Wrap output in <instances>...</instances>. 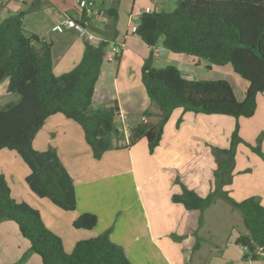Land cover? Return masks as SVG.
<instances>
[{"label": "crops", "instance_id": "1", "mask_svg": "<svg viewBox=\"0 0 264 264\" xmlns=\"http://www.w3.org/2000/svg\"><path fill=\"white\" fill-rule=\"evenodd\" d=\"M31 1L0 0V22L26 10ZM91 1L93 7L87 6V0H44L40 9L25 14L23 27L28 34L51 43L52 72L56 77L70 72L79 63L87 35L106 41L112 38L115 30V38L107 51L111 46H118L120 52L113 62L102 64L92 108L104 110L117 104L128 132L117 131L112 136L115 149L96 160L80 126L62 115L49 117L34 137L32 146L40 152L48 149L56 151L73 181L76 209L66 214L49 200L35 197L22 183L29 172L16 156L18 170H10L12 184L8 181V173L0 170L10 188L11 197L40 212L45 226L62 239L66 253H70L80 240L109 232L110 241L124 250L131 264H264V255L257 261H250L246 259L247 250L234 243L238 235L246 232L234 230L235 210L227 202L221 200L229 207H225L226 214L217 218L218 215H208V211L218 204L225 206L219 203L220 199L202 211H186L181 204L173 201V196L181 193V185L202 198L212 192L217 168L212 149L229 147L236 124L242 140L253 146L247 138L246 129L256 126L254 141L264 133V126L257 125L264 95L256 98L255 115L250 119L239 118L238 121L228 116L195 114L177 108L164 126L160 143L152 154L148 152L147 155V142L143 138L128 147L130 131L142 120V114L151 109L156 115L140 79L142 65L151 49L134 36L135 27L142 13L169 12L179 0ZM107 9L117 10L115 29L112 20L103 16ZM83 10L87 12L88 20L82 26L79 21ZM89 11L92 12L88 14ZM68 20L78 23L84 34L78 29L63 26ZM57 25L62 26L61 32L54 30ZM156 49L154 66L161 63L173 65L185 79L210 80L199 78L197 70L206 69L208 73L215 70L212 65L208 68L205 60L164 50L161 41ZM6 86L7 81L0 84V99L4 101L1 106L18 99L6 93ZM235 97L238 101L243 99L236 94ZM260 119L262 121L264 117L260 116ZM148 120L154 122L156 117L146 118L145 121ZM3 151L0 152V159L6 161L11 158V153ZM252 159L255 160L254 157ZM243 169L244 175L250 174L254 181L241 190V171L236 172L232 183L225 188L229 197L235 202L256 197L264 205V162ZM41 209L48 215L47 220ZM84 213L97 217V225L91 232L72 227L77 216ZM240 222L235 226L240 227L242 219ZM0 264H42L12 221L0 223Z\"/></svg>", "mask_w": 264, "mask_h": 264}, {"label": "trees", "instance_id": "2", "mask_svg": "<svg viewBox=\"0 0 264 264\" xmlns=\"http://www.w3.org/2000/svg\"><path fill=\"white\" fill-rule=\"evenodd\" d=\"M43 5L44 0H32L26 10L0 22V84L7 81L6 93L18 97L0 106V152L9 150L18 155L29 172L25 184L35 197L73 212L74 184L58 154L54 149L36 151L32 142L49 117L62 115L80 126L94 159L115 149L111 136L118 133L117 104L95 110L92 97L116 32L96 46L85 41L79 63L56 77L52 72L51 43L28 34L23 27L25 14ZM103 16L112 20L115 29L117 10L107 9ZM87 20L83 10L80 25ZM133 34L151 49L140 79L156 115L151 109L142 114V120L130 131L128 147L143 138L152 154L177 108L195 114L228 116L236 121L255 115L256 98L264 95V0H179L170 12L142 13ZM160 41L164 50L205 60L208 68L230 65L233 73L247 83L243 99H236L227 81L185 79L173 65L156 68L154 49ZM152 116L156 121H144ZM240 143L264 159L259 144L243 142L236 124L229 147L212 149L217 164L212 192L202 198L181 185V193L174 195L173 201L186 211H202L216 199L227 202L240 213L246 230L234 243L247 250L246 259L257 261L264 255V205L256 197L235 202L225 189L232 183L235 147ZM4 221L17 225L19 234L42 264H131L124 250L110 241L108 232L80 240L71 253H66L62 239L45 226L40 212L14 200L0 175V223ZM96 225L97 217L88 213L77 216L72 223L74 229L89 232Z\"/></svg>", "mask_w": 264, "mask_h": 264}, {"label": "rangeland", "instance_id": "3", "mask_svg": "<svg viewBox=\"0 0 264 264\" xmlns=\"http://www.w3.org/2000/svg\"><path fill=\"white\" fill-rule=\"evenodd\" d=\"M138 1H141V0H138ZM137 6H138V3H137ZM173 10V9H172ZM171 10V11H172ZM122 12L126 14V11L125 9H122ZM170 12V11H169ZM14 15V14H13ZM160 62H163L162 60H160ZM174 64V63H173ZM176 66L177 63L175 64ZM165 65H162L159 64V65H156L157 68H160V67H164ZM204 69V68H203ZM198 74H199V78H209L210 80H224V81H227L232 87H233V90H234V93L239 97V98H242L244 97V92L247 88V83L245 81H243L240 77H238L237 75H235L230 67V65H227L226 67H218V66H215V70L213 73H208V71L206 69L199 71L197 70ZM207 74V75H206ZM206 80V79H205ZM246 87V88H245ZM245 88V89H244ZM260 99H263L261 96H260ZM5 100V99H4ZM242 100V99H241ZM264 100V99H263ZM3 99H0V104H2ZM1 106V105H0ZM260 116L261 117H264V104L262 102H260ZM260 116H259V120H258V124L259 126H264V119L261 121L260 119ZM254 123V122H253ZM255 124V123H254ZM235 128V127H234ZM253 127L252 126H249L246 130H247V138L248 140H250L251 144L253 146L259 144L260 147H261V150L264 154V146H263V142H264V135L262 136H259V143L257 141H254V130L256 131V126L254 129H252ZM262 134V133H261ZM260 134V135H261ZM113 136V135H112ZM112 136H111V142H112ZM240 136V135H239ZM258 138L256 140H258ZM244 142V141H243ZM245 143V142H244ZM241 144V145H240ZM239 145H236L235 147V153H234V166H233V170H232V179H233V176H235L236 172H239L241 171V173L239 174L241 179L242 180V184L243 186L239 189L241 190H244L246 187H249L250 184L254 181L253 180V177L252 176H249L250 174H245L244 175V169L243 168H247L249 169V165L251 166H258V163L259 162H264V159H262L259 155H257L255 152H253L247 145L243 144V143H240ZM113 145V144H112ZM230 145V143H229ZM220 149H227V148H220ZM3 152H7V153H11L12 156L11 158L7 159L6 161H3L2 159H0V170L4 169L5 172H7V177H8V181H10V183L12 184V181H11V177H10V170H18V161L16 160L15 156L18 157V155L14 152V151H9V150H6V151H3ZM149 151H147V155ZM252 157H254L255 160L252 159ZM19 158V157H18ZM214 158V156H213ZM20 160V158H19ZM256 160H258L259 162H257ZM21 161V160H20ZM22 165L24 167H26L23 162H21ZM12 170V171H13ZM246 181V182H245ZM24 179H23V185H25L24 183ZM238 188V186L236 187ZM27 189V188H26ZM46 201H48V199H46ZM216 202V200H214ZM49 203V202H48ZM219 203H221V205H225V206H218L215 207V206H212L209 211H208V215H218L217 218H220V216H222V214H226L224 213L225 212V207H229L228 205H226L224 202H222L221 200L219 201ZM227 209V208H226ZM228 209H231V208H228ZM43 214H44V218L47 220L48 218V215L45 214V211L43 209H41ZM235 210V209H234ZM231 211V210H230ZM63 213H70V212H67V211H64ZM200 213V212H199ZM235 219L233 220L234 221V230L235 231H243L244 233L246 232L244 226H243V223L240 225V227H236L235 225L236 224H240V220L242 219L240 213L238 211L235 210ZM194 214H197V213H194ZM221 214V215H219ZM65 216V215H63ZM236 218H238V220L236 221ZM63 221V219H62ZM213 225V224H212ZM222 229L224 228V226L221 227ZM109 234V232H108ZM71 253V252H70ZM159 264V263H157Z\"/></svg>", "mask_w": 264, "mask_h": 264}, {"label": "built area", "instance_id": "4", "mask_svg": "<svg viewBox=\"0 0 264 264\" xmlns=\"http://www.w3.org/2000/svg\"><path fill=\"white\" fill-rule=\"evenodd\" d=\"M87 3V2H86ZM87 6L89 7H93L94 6V3L93 1H88L87 3ZM92 11H89L88 14H90ZM98 14V13H97ZM63 26H66V27H72V28H75V29H78L83 33V29L80 27V25L74 21H71V20H68L66 22H64ZM55 31H58V32H61L62 31V26L61 25H57L55 28H54ZM87 41L89 43H91L92 45L96 46L99 44L100 41L96 40L94 37L92 36H88L87 35ZM120 52V48L118 46H111L110 49H109V52L107 51L104 59H103V64H107V63H111L115 60L116 56L119 54ZM158 51L157 49L155 48L154 49V54H156ZM119 119H121V123L116 125V130L120 133H127L128 132V128L127 126L125 125V122H124V119L119 116ZM118 119V121H119ZM144 120V119H143ZM145 121V120H144Z\"/></svg>", "mask_w": 264, "mask_h": 264}]
</instances>
